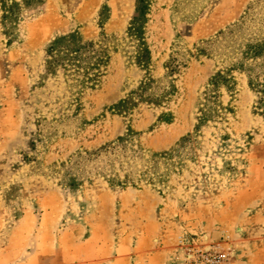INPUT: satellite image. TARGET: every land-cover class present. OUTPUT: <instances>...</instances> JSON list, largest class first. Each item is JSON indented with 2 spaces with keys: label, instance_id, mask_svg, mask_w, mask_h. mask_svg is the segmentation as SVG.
I'll return each instance as SVG.
<instances>
[{
  "label": "rangeland",
  "instance_id": "374dc122",
  "mask_svg": "<svg viewBox=\"0 0 264 264\" xmlns=\"http://www.w3.org/2000/svg\"><path fill=\"white\" fill-rule=\"evenodd\" d=\"M136 2L44 0L11 41L0 20V264H264V118L244 77L235 74L231 96L223 93L233 113L198 132L212 59L189 60L167 105L128 99L115 109L144 79L162 78L174 52L182 59L236 23L264 27L256 16L264 0H151L149 66L131 65L132 49L119 48L77 117L64 79L44 78L51 42L71 33L124 38ZM129 135L153 151L192 136L195 157L157 189L99 178L72 189L53 174L77 153Z\"/></svg>",
  "mask_w": 264,
  "mask_h": 264
},
{
  "label": "trees",
  "instance_id": "16d2710c",
  "mask_svg": "<svg viewBox=\"0 0 264 264\" xmlns=\"http://www.w3.org/2000/svg\"><path fill=\"white\" fill-rule=\"evenodd\" d=\"M43 4L44 0H0L4 36L11 41L21 19L36 15ZM136 4V15L124 38L101 34L96 41H88L79 33H71L55 39L47 47L44 78L47 80L60 75L64 79L75 117L81 109V97L88 91L98 89L119 48L132 49L131 65L142 68L149 66L150 51L143 42L151 0H137ZM256 16L264 21L260 10ZM194 47L195 52L182 53V59H178V53L174 52L164 65L165 75L162 78L144 79L115 109L126 108L128 99L155 107L167 105L176 94L174 76L187 66L190 59L196 57L215 60L218 66H215L214 74L202 93L194 130L198 132V128L210 122L222 123L226 115L233 113L230 102L224 105L222 98L223 93L231 96L236 85L235 74L246 80V87L253 97V110L264 118V27L248 29L236 23ZM162 118L169 123L172 113H163ZM54 133L51 135L54 136ZM194 141L192 136L184 137L173 148L153 151L129 135L99 148L77 153L60 165L53 166V174L61 176L60 185L72 189L94 178L102 179L111 187L135 188L145 185L157 189L180 173L186 161L195 157Z\"/></svg>",
  "mask_w": 264,
  "mask_h": 264
}]
</instances>
